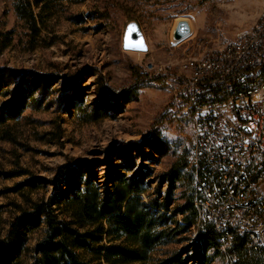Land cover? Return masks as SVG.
<instances>
[{
    "label": "rangeland",
    "instance_id": "1",
    "mask_svg": "<svg viewBox=\"0 0 264 264\" xmlns=\"http://www.w3.org/2000/svg\"><path fill=\"white\" fill-rule=\"evenodd\" d=\"M13 4L0 0V31L11 32L6 48L0 42V108L15 116L4 110L8 119L0 127V237L17 207L24 206L22 194L13 191L16 185L39 178L40 188L29 197L47 199L66 190L70 169L82 172L84 181L87 166L95 181L104 183L123 165L108 155L113 147L142 146L155 134L171 149L144 162L152 176L180 157L192 168L191 122L175 107L174 79L184 62L221 49L264 10V0H64L52 2L45 30L31 38ZM178 18L189 19L193 31L174 45L170 34ZM132 21L140 28L145 53L121 48ZM141 151L151 153L146 146ZM151 181L154 189L157 182ZM190 230L194 239L196 231ZM40 235L38 230L28 236L20 264L31 261ZM184 245L161 248L157 256L166 258ZM207 256L209 264H225L210 247Z\"/></svg>",
    "mask_w": 264,
    "mask_h": 264
},
{
    "label": "trees",
    "instance_id": "2",
    "mask_svg": "<svg viewBox=\"0 0 264 264\" xmlns=\"http://www.w3.org/2000/svg\"><path fill=\"white\" fill-rule=\"evenodd\" d=\"M62 1L14 0L13 7L32 38L40 37L45 30L44 21L52 2ZM10 34L0 31L3 48L10 44ZM4 110L9 118L15 117L11 110L0 108V127L8 119ZM144 146L151 153L141 151ZM170 149L155 134L144 139L142 146L129 143L113 147L108 155L122 160L123 165L115 167L118 171H110L112 177L99 184L90 174L91 166H87L83 172L89 176L82 181V172L70 169L66 190L47 199L29 197L40 188L39 178H28L16 185L13 191L22 194L24 206L17 207V214L0 237V264H20L28 236L38 230L41 235L28 264H188L193 259L198 264H209V247L220 254L213 229L207 226L205 232L197 231L196 240L188 237L196 223L193 168L180 157L167 171L152 176L153 171L144 163L154 160L153 153L165 157ZM121 168L129 175L120 173ZM153 179L157 184L151 189ZM76 180L81 183L77 185ZM164 185L166 189L162 191ZM24 190L26 194L22 193ZM177 190L180 193L174 199ZM179 243L185 245L168 257L157 256L161 248ZM232 254L233 264H264V254L250 249L241 238H236Z\"/></svg>",
    "mask_w": 264,
    "mask_h": 264
},
{
    "label": "built area",
    "instance_id": "3",
    "mask_svg": "<svg viewBox=\"0 0 264 264\" xmlns=\"http://www.w3.org/2000/svg\"><path fill=\"white\" fill-rule=\"evenodd\" d=\"M180 70L174 100L191 122V229H213L225 264L235 260L236 238L264 254V10L224 47Z\"/></svg>",
    "mask_w": 264,
    "mask_h": 264
},
{
    "label": "water",
    "instance_id": "4",
    "mask_svg": "<svg viewBox=\"0 0 264 264\" xmlns=\"http://www.w3.org/2000/svg\"><path fill=\"white\" fill-rule=\"evenodd\" d=\"M192 31L193 29L189 19H176L170 34L171 43L174 45L182 43L192 35ZM121 48L126 52L145 53L147 51V47L142 37L140 28L136 22L132 21L127 24L123 35Z\"/></svg>",
    "mask_w": 264,
    "mask_h": 264
},
{
    "label": "snow or ice",
    "instance_id": "5",
    "mask_svg": "<svg viewBox=\"0 0 264 264\" xmlns=\"http://www.w3.org/2000/svg\"><path fill=\"white\" fill-rule=\"evenodd\" d=\"M141 47H142V45H141Z\"/></svg>",
    "mask_w": 264,
    "mask_h": 264
}]
</instances>
